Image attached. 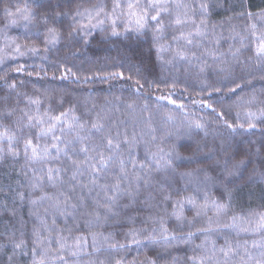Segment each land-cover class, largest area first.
Returning <instances> with one entry per match:
<instances>
[{"label":"trees","instance_id":"trees-1","mask_svg":"<svg viewBox=\"0 0 264 264\" xmlns=\"http://www.w3.org/2000/svg\"><path fill=\"white\" fill-rule=\"evenodd\" d=\"M25 2L35 19L26 26L23 21L12 25L4 9L14 12ZM201 2L208 4L207 14L197 15L196 19H204L206 27L188 45L172 37L180 31H191V24L180 29L167 27L158 41H154L151 28L140 33L125 31L124 19L117 21L119 35H112L108 21L90 28L88 35L73 30L74 24L78 28L88 23L83 17L72 19L77 11L104 5L110 12L113 0H0V133L7 130L14 136V150L19 153L9 154V141L0 137V264H33L39 258L32 254L37 231L41 237H49L51 244L41 247H51L53 253L59 247L56 241L67 238L66 250L60 253L67 264H192L193 256H211L204 264L264 261V229L258 228L260 215L264 214V58L256 56L257 46L252 40L264 39V0H183L197 13ZM177 11L182 14L188 9H173L174 14ZM42 17L48 19L47 25ZM169 19L164 17L166 25ZM48 27L57 28L62 38L45 50L43 40ZM211 41L216 45L210 47ZM17 45L24 55L15 51ZM160 45L164 50L158 53ZM31 47L39 51H28ZM179 50L187 53L185 59L176 56ZM13 64L20 70H10ZM170 87L189 98H180L181 103L165 101L163 95ZM25 112L41 116L47 113L45 121L68 112L55 130L61 141H53L51 133L37 140L40 129L25 127ZM93 123L102 124V130H92ZM249 123L255 127L250 128ZM78 124H83V129ZM43 127L47 128L48 123ZM108 137L119 142L120 148L104 149V138ZM125 137L131 148L122 142ZM27 139L39 145L41 156L48 146L49 155L33 160L29 150L25 156ZM52 143L60 148L67 145L66 152L57 154L50 147ZM97 145L105 155H114V162L93 185L91 169L81 165L77 171L73 161L85 159L82 146ZM161 148L164 153L159 152ZM130 151L145 168L134 175L128 165V176L122 178V188L127 191L119 193L113 209L117 215L105 219L106 212L99 207L106 200L101 185L117 181L120 173L115 156L127 160ZM170 151L172 168L160 167L157 171L156 159ZM224 154L247 161L231 178L227 191L201 182L202 177L188 183L179 175L207 168L209 175L216 176L220 169L209 166L213 158L223 159ZM49 168L58 170L52 173L51 181ZM136 175L141 179H135ZM205 193L209 207L215 200L227 205L226 212L217 216L210 210L197 217L196 212L205 204ZM166 194H171V200L164 199ZM184 196H194L196 204H184L185 219L180 222L171 213L174 202ZM66 198H70L68 207L63 203ZM233 216L243 218L237 221V227H217L232 223ZM159 217L180 239L171 244L144 241L153 228L159 229L152 223ZM202 228L213 230L197 231ZM131 229L145 230L138 237L141 244L131 243ZM188 232L195 235L189 238ZM21 240L24 244L16 248ZM226 242L238 246V255L223 257L219 249ZM113 244L116 247H111ZM73 251L75 256L71 255ZM46 264L63 262L50 258Z\"/></svg>","mask_w":264,"mask_h":264},{"label":"snow or ice","instance_id":"snow-or-ice-1","mask_svg":"<svg viewBox=\"0 0 264 264\" xmlns=\"http://www.w3.org/2000/svg\"><path fill=\"white\" fill-rule=\"evenodd\" d=\"M199 11L197 13L196 10L189 8V6L185 3H183V0H113L112 8L110 12L105 11V6L100 5L97 7H94L92 9H86L85 12H79L77 11L75 15L72 17L74 21L77 20V17H83L86 18L88 23L87 24H79L78 28L76 24L73 25L74 31H82L85 35L90 34L88 31L90 28H96L99 26L104 25L105 21L110 22L111 28H112V35H119V33L116 31L117 29V21L124 19L126 21L125 24V31H136L137 33L143 32L149 28L152 29L154 33V41H158L162 38V35L167 27H173L174 29H180L185 25L191 24L192 30L185 33L183 31H180L178 35H174L172 39L176 42H179L180 40H183L186 44L191 45L193 43V39L196 36H200L203 34L202 28L206 27V21L204 19H200L199 22L196 19V16L199 15L201 17L206 16L207 10H208V4L201 2L198 6ZM173 9H188V11H184L182 14L177 11L175 14L173 13ZM189 11H191V15H189ZM5 15L10 19V23L12 25H16L18 22L23 21L25 23V26L30 23L33 19H35V13L31 12L28 8V4L25 2L24 5L21 7L19 5L16 6L15 11L5 8L4 9ZM103 15V19L100 17ZM168 16L169 23L166 25L164 22V17ZM251 15V14H249ZM95 20L96 23H92V21ZM42 21L45 25L48 24V19L46 17H42ZM69 35L71 36L72 33L70 32ZM62 36L61 33L58 31L55 27H48L47 28V34L44 37L43 43L45 45V50H48V46L55 45L56 43H59ZM164 47L162 45L157 47V52L163 51ZM15 51L19 53L20 55H24L23 52L20 51V46L17 45L15 48ZM30 52H38L39 49L36 47H31L28 49ZM239 51L238 49L236 50ZM255 54L257 57L264 58V39H260L256 49ZM191 55L195 56V53H192ZM236 53H233V56H235ZM176 56H178L181 59H185L187 57V53H185L183 50H179L176 52ZM20 69H18L19 71ZM70 71V69H69ZM122 76V74H119ZM14 87V86H13ZM33 104H39V101H32ZM71 111V109H69ZM38 112V109H37ZM250 117L255 116L254 113L248 114ZM24 116L27 118L28 123L25 125V127L29 128H37L39 127L40 131L37 134V140L41 137L47 136L49 133L52 134L53 141L60 142L61 136L55 135V130L58 125H62L64 121L62 120V117H67L68 112H61L58 116H50L48 117V120L45 121L44 116H47V113L44 114V116L41 115H29L28 113H24ZM261 117H264V111L261 112ZM74 120L78 123V118L74 117ZM45 123H48V127L45 128L43 125ZM78 126L83 129V124H78ZM71 127V125H69ZM196 127H201V125L197 124ZM228 127H232L231 125H228ZM242 127V125H241ZM249 127L253 128L255 127V124L249 123ZM103 125L98 123H93L91 125V129L95 131L102 130ZM64 129L63 127L60 128V132L63 133ZM0 137L6 138L9 141L8 144V152L9 154L16 156L19 155L18 152L14 150V145L12 141L14 140V136L8 135L7 130H5L3 133H0ZM106 140V143L103 145L104 149H107L111 151L114 148L119 149L120 143L116 142L114 143V140L110 137L104 138ZM155 139V137H153ZM124 144H128L131 148V143L125 137V139L122 141ZM51 149L55 150L57 154L61 152H66L67 145H65V148H60L58 143H52L50 145ZM39 145H33L32 139H27L24 143V154L25 156H28L29 150H31V159H44L49 155V147L45 146L43 149L44 155L41 156V153L38 151ZM80 151L85 154V159L83 161H73V165L76 167L77 171H79L80 166L83 165L87 168L91 169V174L93 176V179L91 180V183L93 185L97 182V177H99V174L103 171H105L108 166L114 162V155H105L104 150L101 148V146H82L80 148ZM94 152V156H88L87 154L89 152ZM211 151V150H210ZM0 152H3V149L0 148ZM160 153H164V149H159ZM154 156L157 154H153ZM176 158H179L178 156ZM115 160L118 161L117 167L120 173V176L118 177L117 181L111 185L104 184L101 185V189L105 192L106 200L103 204L99 205V207L103 208L106 212L105 219L108 218V215H117L116 212L113 211L114 206L116 204L117 198L119 193L126 192L127 189L122 188V178H126L129 173L128 165H131V171L135 175L138 169H144L145 165L143 163L138 162L136 159L132 158V153L130 151L129 153V159L125 160L122 157L115 156ZM161 161H163V165H161ZM157 168L156 170L159 171L160 167L163 168H172L173 164V152L165 153L163 156H160L159 159H156L155 161ZM247 161L245 159H236L234 156H228L227 154H224V158L220 159L218 157L213 158V163L209 167L213 168H219L220 172L216 176L209 175L207 168H198L194 169L190 172H182L179 173V175L182 178H187L188 183H192L193 179L200 180L202 177L203 183H212L214 185H218L220 187H223L226 191L228 188V184L231 182V178L236 176L239 172L240 168L246 166ZM175 171V169H172ZM58 170L49 168V176L48 179L51 181L53 179L52 173L57 172ZM82 174V173H81ZM73 180L76 179V176L73 175ZM135 179L140 180L141 177L136 175ZM108 192H111L112 195H107ZM45 197H41V199H44ZM171 194H166L164 196L165 200H171ZM70 198H66L63 203L65 207H68V201ZM205 204L200 206V209L196 212V216L199 217L202 213L207 214V211L214 210L215 214L219 216L220 214L226 212L227 205L219 203L215 200L211 201V207H209L208 203V197L207 193L204 195ZM35 203V201H33ZM190 204L195 205L196 200L194 196H184L181 199H178L173 204V212L171 215H173L177 221L183 222L184 217L182 215V209L184 204ZM72 208H75L76 205H71ZM47 211V210H46ZM61 215H65V212H61ZM96 219H100L99 212L95 213ZM242 217L233 216L231 218L232 223L230 224H223V225H217V227H223V228H233L237 227V221L242 220ZM209 220H211V217H209ZM260 223L258 224L259 229H264V214L260 215ZM152 223L158 224L159 229L153 228L152 234L147 235L144 237V241L149 243H157L160 241H164L168 244H171V241L180 239L174 232L169 231V229L165 225V221L163 217H159L156 219H152ZM192 222L189 221V224ZM53 224H55V220H53ZM211 228H202L198 229V232L201 233H207L212 231ZM241 231L247 232L248 228H241ZM69 233L72 231V229H68ZM145 231L144 229H131L128 233V235L131 237V243L139 245L142 243L141 239L138 237L141 235V233ZM35 240L33 241L34 247L32 249V254L34 257H39L38 259L33 260V264H46V262L52 258L58 261L63 262V264H67V262L64 260V256L60 253L66 250V237H60L56 241V243L59 245L55 249V252L53 253V250L51 247L45 246L41 247L42 245L51 244V241L49 240L48 236L41 237L40 233L37 231L34 233ZM195 233L188 232L187 236L190 238ZM187 242V241H182ZM24 244V241L21 240L19 243L15 244L16 248H21V246ZM111 247H116L115 244L111 245ZM121 248L125 247V245L121 244ZM197 247H201L198 245ZM238 248V246H237ZM237 248H234L230 243L226 242L225 247H221L219 249L220 253H222L223 257L228 258L230 254L232 256L238 255ZM71 255L75 256L76 253L73 251L71 252ZM215 255V253H213ZM192 261V264H204L205 259L211 260L212 257H196L193 256L190 258ZM243 259V258H241ZM117 264H121L120 261H117ZM149 264H156L155 261H149ZM257 264H264V261H257Z\"/></svg>","mask_w":264,"mask_h":264},{"label":"rangeland","instance_id":"rangeland-1","mask_svg":"<svg viewBox=\"0 0 264 264\" xmlns=\"http://www.w3.org/2000/svg\"><path fill=\"white\" fill-rule=\"evenodd\" d=\"M199 10V9H198ZM252 40H253V44H255L256 46L258 45V43H259V41L258 40H256L255 39V37L254 38H252ZM212 45H216L214 42H212L211 41V43H210V47L212 46ZM208 54H210V53H208ZM209 57H211V56H209ZM162 62H165V63H163V64H166L167 62L166 61H162ZM241 63V62H240ZM233 64H235V61H232V65ZM231 65V66H232ZM20 68V66L19 65H10V70H13V71H18V69ZM162 70H163V67H162ZM163 71H165V69L163 70ZM189 70L187 69V72H188ZM217 72V71H216ZM227 72H228V70H227ZM225 72L223 71V73L222 72H220L219 71V74H224ZM173 90H178V88H176V87H170V88H168V89H166V94H164L163 96H164V100L165 101H172V100H179V102L181 103V100H180V98H183V97H185V98H189L185 93H180V92H177V91H173ZM219 92V91H218ZM228 92V91H227ZM227 92H224L225 94H228ZM177 95H176V94ZM219 95H222V93L221 92H219ZM185 104H187L186 102H184ZM180 106L181 107H183L182 106V104H180ZM240 128H242V127H240ZM245 156L247 157V158H249V154L247 153V154H245ZM254 159H258L257 157H255ZM207 185H212V183H206ZM3 206V205H2Z\"/></svg>","mask_w":264,"mask_h":264}]
</instances>
